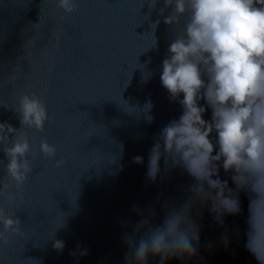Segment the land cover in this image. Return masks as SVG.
Here are the masks:
<instances>
[{"label": "water", "instance_id": "95a60500", "mask_svg": "<svg viewBox=\"0 0 264 264\" xmlns=\"http://www.w3.org/2000/svg\"><path fill=\"white\" fill-rule=\"evenodd\" d=\"M75 2L76 11L66 13L56 0H0V79H5L0 98L11 106L19 95L36 91L50 116L43 132L28 129L34 172L16 200L4 202L17 211L25 235L13 233L10 243L0 247V264H124L122 236L131 231L124 222L139 219L133 207H155L159 223L163 207H179L194 182L182 169H164L163 160L155 182L145 175L160 129L182 112L160 81L176 31L159 15L163 0L150 19L148 0ZM157 19L158 48H152L151 23ZM36 37L43 39L32 47ZM18 72L25 75L8 83V75ZM149 72L154 75L144 82ZM29 83L30 88L24 86ZM147 115L154 118L151 123ZM210 116L209 109L204 118ZM0 121L20 127L17 115L3 108ZM42 139L56 146L55 158L40 152ZM137 155L144 157L143 164L133 163ZM57 160L64 165L58 168ZM220 176L235 188L229 173L221 170ZM238 195L241 212L225 215L223 224L208 207L197 205L199 255L166 264H258L244 247L255 194L241 190ZM53 237L65 242L63 251L53 248ZM79 249L88 255H70ZM149 264L159 261L150 257Z\"/></svg>", "mask_w": 264, "mask_h": 264}, {"label": "clouds", "instance_id": "9594fccd", "mask_svg": "<svg viewBox=\"0 0 264 264\" xmlns=\"http://www.w3.org/2000/svg\"><path fill=\"white\" fill-rule=\"evenodd\" d=\"M66 13L76 11L75 0H56ZM159 0H148L151 10ZM159 9L163 23L175 28V34L162 61L160 81L172 102L182 112L163 126L149 149L146 178L155 182L164 169H182L193 183L190 195L179 206L163 207L159 223L155 207L147 210L134 206L139 217L124 222L131 231H124L127 247L124 264H149L156 258L159 264L169 260H190L199 255L200 228L193 219V209L208 207L214 219L223 224L225 215L241 212L239 191L250 190L244 247L258 264H264V0H163ZM171 9L168 15L165 11ZM41 23V21H40ZM159 19L151 23L155 38L152 48H158L155 33ZM31 39L35 47L37 40ZM43 54V53H42ZM150 62V61H149ZM143 81L147 82L154 73ZM25 73L8 75V83H18ZM5 79H0L4 87ZM24 86L31 87V84ZM203 101V103H201ZM0 108L14 112L20 127L0 121V247L10 243V236H24L23 222L17 211L4 202H14L33 175L30 157L33 148L28 129L40 132L50 121L47 104L36 91L24 92L17 103L7 104L0 98ZM152 109L151 101L146 105ZM211 110L210 119L205 114ZM147 115L149 123L153 121ZM40 152L55 158L57 148L47 139L40 142ZM64 160H57L62 167ZM133 163L143 164L144 157L134 156ZM230 174L235 188L220 173ZM199 214V211H198ZM54 239V237H53ZM227 242V237L224 238ZM65 242L54 239L53 248L63 251ZM79 248V246H78ZM87 256V249L70 253Z\"/></svg>", "mask_w": 264, "mask_h": 264}]
</instances>
